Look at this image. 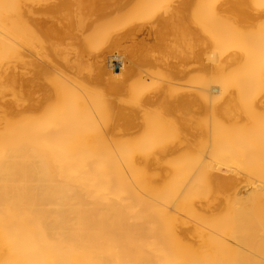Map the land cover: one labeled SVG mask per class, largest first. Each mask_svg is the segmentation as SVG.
Returning a JSON list of instances; mask_svg holds the SVG:
<instances>
[{
    "label": "bare ground",
    "instance_id": "obj_1",
    "mask_svg": "<svg viewBox=\"0 0 264 264\" xmlns=\"http://www.w3.org/2000/svg\"><path fill=\"white\" fill-rule=\"evenodd\" d=\"M0 264H264V0H0Z\"/></svg>",
    "mask_w": 264,
    "mask_h": 264
}]
</instances>
